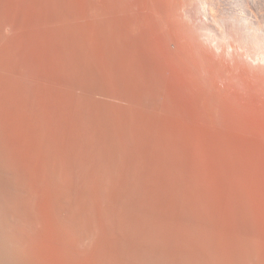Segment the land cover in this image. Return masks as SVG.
I'll use <instances>...</instances> for the list:
<instances>
[{
	"label": "bare ground",
	"instance_id": "1",
	"mask_svg": "<svg viewBox=\"0 0 264 264\" xmlns=\"http://www.w3.org/2000/svg\"><path fill=\"white\" fill-rule=\"evenodd\" d=\"M192 2L0 0V264H264V26Z\"/></svg>",
	"mask_w": 264,
	"mask_h": 264
},
{
	"label": "rangeland",
	"instance_id": "2",
	"mask_svg": "<svg viewBox=\"0 0 264 264\" xmlns=\"http://www.w3.org/2000/svg\"><path fill=\"white\" fill-rule=\"evenodd\" d=\"M192 15L196 19L215 14V20L208 24L209 32L223 29L227 38L246 37L252 39L255 30L264 26V0H192ZM260 24V25H259ZM263 28V27H262ZM264 30H262L263 32ZM264 33V32H263Z\"/></svg>",
	"mask_w": 264,
	"mask_h": 264
},
{
	"label": "clouds",
	"instance_id": "3",
	"mask_svg": "<svg viewBox=\"0 0 264 264\" xmlns=\"http://www.w3.org/2000/svg\"><path fill=\"white\" fill-rule=\"evenodd\" d=\"M7 31V30H6ZM221 31L223 32V29L221 28ZM229 51H231V49H229Z\"/></svg>",
	"mask_w": 264,
	"mask_h": 264
}]
</instances>
